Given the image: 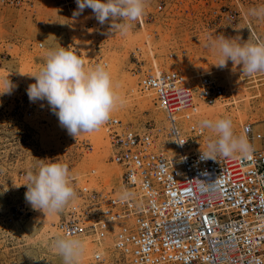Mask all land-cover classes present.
Listing matches in <instances>:
<instances>
[{
	"label": "rangeland",
	"instance_id": "obj_1",
	"mask_svg": "<svg viewBox=\"0 0 264 264\" xmlns=\"http://www.w3.org/2000/svg\"><path fill=\"white\" fill-rule=\"evenodd\" d=\"M11 1L0 0V264H63L53 247L61 237L55 223L78 203L75 199L80 202L79 195L59 213L33 209L23 185L28 171L36 172L42 164H66L75 192L76 187L110 190L119 184L121 169L114 163L117 171L109 158L103 126L73 137L46 100H29L27 88L36 82L32 75L44 66L49 50L73 51L84 61L85 70L106 66L125 101L112 116L135 129L149 124L163 127L168 121L164 103L155 93L139 90L138 77L130 71L133 52L141 53L145 65L150 62L155 72L177 71L189 88L202 75L211 76L225 87L224 101L208 105L198 96L193 98L195 91H191L195 107L176 114L180 129L197 128L193 150L206 151L209 140L216 139L210 129H201L203 119L231 118L237 136L245 124L259 128L264 123V72L247 75L242 65L230 60L227 67L219 68L215 66L219 56L204 46L209 36L220 35L239 37L241 42H264V20L248 14L249 9L264 6V0H163V12L148 18L143 28L130 22L127 35L112 28L111 20L101 25L90 8L74 17L76 0ZM159 1L147 0L144 16L153 13ZM8 80L12 90L3 93ZM110 218L100 227L103 236L100 232L95 236L99 246L85 244L80 264H94L97 249L105 254L103 264H128L113 248V234L125 220Z\"/></svg>",
	"mask_w": 264,
	"mask_h": 264
},
{
	"label": "built area",
	"instance_id": "obj_2",
	"mask_svg": "<svg viewBox=\"0 0 264 264\" xmlns=\"http://www.w3.org/2000/svg\"><path fill=\"white\" fill-rule=\"evenodd\" d=\"M164 10L160 0L153 13L136 23L143 28ZM133 53L130 71L138 76L139 90L153 91L164 103L169 126L164 133L149 123L135 129L111 116L103 127L109 158L121 169L119 184L110 190L76 187L80 202L59 220V229L65 236L80 237L104 226L115 213L116 220L121 217L127 224L113 237L128 264H264V123L261 137L254 135L252 123L242 126L251 142L259 141L250 158L204 159V151L193 150L197 128L178 129L176 114L189 106L191 91L193 98L213 105L224 101L225 87L205 74L189 88L177 71L155 72L141 53ZM165 143L172 144V153L163 149ZM123 192L129 193L127 200L120 199Z\"/></svg>",
	"mask_w": 264,
	"mask_h": 264
},
{
	"label": "clouds",
	"instance_id": "obj_3",
	"mask_svg": "<svg viewBox=\"0 0 264 264\" xmlns=\"http://www.w3.org/2000/svg\"><path fill=\"white\" fill-rule=\"evenodd\" d=\"M146 3L147 0H76L77 10H74L73 16L90 8L101 25L111 20L112 28L127 35L132 27L130 22L145 14ZM248 14L264 20V6L251 8ZM117 20L122 22L113 23ZM204 46L219 56L215 64L219 68L227 67L230 60L233 64L242 65V71L247 75L264 72V42H241L239 37L226 38L220 35L215 38L209 36ZM32 76L36 82L27 88L29 100H46L60 125L73 137L98 131L111 119L113 112L125 103L106 66L98 64L85 70L80 56L63 47L49 50L44 66ZM5 86L3 93H10L13 87L11 81H6ZM200 127L210 129L216 135V139L209 140L207 150L202 152L204 159H215L217 155L232 157L236 154L251 157L253 148L247 134L235 135L231 118L222 117L214 121L203 119ZM184 142L179 143L182 145ZM25 178L26 201L33 209L45 214L63 211L76 197L66 164H42L38 171H28ZM128 196L129 193L123 192L120 199L127 200ZM53 247L62 257L63 264H80L85 253V243L72 236L55 239Z\"/></svg>",
	"mask_w": 264,
	"mask_h": 264
},
{
	"label": "bare ground",
	"instance_id": "obj_4",
	"mask_svg": "<svg viewBox=\"0 0 264 264\" xmlns=\"http://www.w3.org/2000/svg\"><path fill=\"white\" fill-rule=\"evenodd\" d=\"M135 75V74H134ZM137 76V75H136ZM138 77V76H137ZM139 86L140 87H142L141 86V84L138 82V88H139ZM187 86V85H186ZM188 87V86H187ZM150 91V90H149ZM143 92V91H142ZM144 92H147V91H144ZM226 94V93H225ZM158 97V96H157ZM200 98V97H199ZM160 100V99H159ZM161 101V100H160ZM218 101V100H217ZM191 103H192V96H191V100H190V104H189V106L191 105ZM206 104V103H205ZM157 105H158V103H157ZM208 105H211V104H208ZM224 109V108H223ZM224 111V110H223ZM167 112V111H166ZM180 112V111H179ZM176 118H177V116H176ZM158 124V123H157ZM167 124H168V122H167ZM248 124H250V123H248ZM167 126H169V124L167 125ZM158 127H160V125H158ZM162 128V132L164 133V130H165V128H166V125H164L163 127H161ZM178 129H180V128H178ZM260 129H261V127H259V128H257L254 124H253V131H254V135H258V136H262V133H260ZM103 130H104V127H103ZM104 132H105V130H104ZM242 133H243V131H242ZM99 135V134H98ZM98 135L96 136L97 138H98ZM247 137H248V135H247ZM248 139H249V137H248ZM98 140H99V138H98ZM249 142H251V140L249 139ZM251 145H255V146H258L259 145V141H258V139L257 138H254L253 140H252V142L250 143ZM162 147H163V149L167 152V153H172L173 152V149H172V144L170 143V144H163L162 145ZM232 159H234V158H232ZM113 164H114V162H113ZM115 165V164H114ZM116 166V165H115ZM117 166H116V170H117ZM118 171V170H117ZM92 173H94V174H96L97 172L96 171H93ZM93 174V175H94ZM118 174H120V171H118ZM79 200V199H78ZM140 201V200H139ZM74 203H76V202H79V201H76V199L73 201ZM72 206H74V204L72 205ZM85 206V205H84ZM90 207L89 206H86L85 207V209H89ZM75 209H77V210H79V208H75ZM74 215H77V213L75 212L74 213ZM119 215V214H118ZM117 214H115V213H113V214H111V217H115V216H118ZM83 219H86L87 217L86 216H83L82 217ZM61 219V217H59V218H57V220H56V222L57 223H55V228H57V230H58V232H59V234L61 235V237H64L65 235H64V233H63V231L61 230V229H59V226H58V222H59V220ZM111 219V218H110ZM109 219V220H110ZM107 221V220H106ZM125 225H127L126 224V222L124 223V221L122 222V224H121V227H123V226H125ZM100 227H102V226H95V228H94V230H87V231H85L84 233H82L81 235H79L80 237H78V236H76V237H73V238H79V239H81L85 244H90V243H96V244H98V246H99V242H98V239H96V237L95 236H97L98 235V233L100 232V231H102L103 229H101ZM65 234H66V232H65ZM67 235V234H66ZM69 236H72V235H69ZM263 236V235H262ZM113 248H114V251L115 252H118L119 250L118 249H116L115 248V241H114V245H113ZM98 250V249H97ZM96 250V252H95V254H94V256H93V258H92V262L94 263V264H98V263H100V261L102 260V259H104L103 260V262H102V264L105 262V254L104 253H102V254H100V252H99V250L97 251ZM119 253V252H118ZM101 256V257H99V259H96V257H98V256ZM84 260H85V258H84ZM220 264H229L228 262H224V263H220Z\"/></svg>",
	"mask_w": 264,
	"mask_h": 264
}]
</instances>
